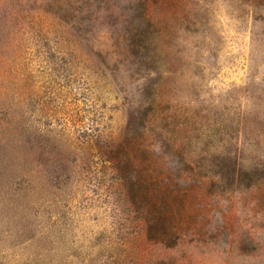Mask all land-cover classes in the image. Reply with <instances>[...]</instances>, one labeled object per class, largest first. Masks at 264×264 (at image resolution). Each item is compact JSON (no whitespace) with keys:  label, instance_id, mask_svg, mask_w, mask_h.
Segmentation results:
<instances>
[{"label":"rangeland","instance_id":"1","mask_svg":"<svg viewBox=\"0 0 264 264\" xmlns=\"http://www.w3.org/2000/svg\"><path fill=\"white\" fill-rule=\"evenodd\" d=\"M142 10L0 0V264H264V0Z\"/></svg>","mask_w":264,"mask_h":264},{"label":"trees","instance_id":"2","mask_svg":"<svg viewBox=\"0 0 264 264\" xmlns=\"http://www.w3.org/2000/svg\"><path fill=\"white\" fill-rule=\"evenodd\" d=\"M149 1H157V0H138L139 4H142L143 5V10L141 12V16L145 20H149L150 19V15H149V12H148V4H149ZM133 181H135V183L139 187V190L141 189V187H143L147 183H149V184L156 183L155 180L150 179V180L147 181V180L143 179L142 177L135 178ZM143 195L144 194L142 192V194H139V197H141ZM143 199H144V206H143V208L146 211L145 213L147 215H149V214L151 215V213L153 211V209H152L153 206H157L159 204V202H160L159 201V197H157L155 195H152V194H147V195H144L143 196ZM160 213H163V212L160 211ZM176 232H177V230L174 229V228H172V226H171L168 234H166V232H163V233L158 234L156 237L157 238H160V240H162V241L165 240V239H167V238H170V240H172V238L173 239L176 238Z\"/></svg>","mask_w":264,"mask_h":264}]
</instances>
